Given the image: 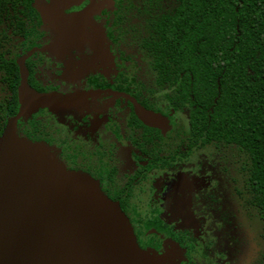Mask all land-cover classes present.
<instances>
[{
    "label": "flooded vegetation",
    "instance_id": "obj_1",
    "mask_svg": "<svg viewBox=\"0 0 264 264\" xmlns=\"http://www.w3.org/2000/svg\"><path fill=\"white\" fill-rule=\"evenodd\" d=\"M119 1L26 0L37 11L34 44L30 38L12 36L10 30L11 42L0 44V77L3 73L8 77V86L0 80V138L10 127L18 139L45 146L67 170L97 180L111 200L121 204L123 199L125 208L135 212L128 215L121 207L139 246L162 255L168 240L182 251L181 264H213L214 245L202 244L192 229L162 218L164 205L156 198V181L164 174H208L204 197L209 209L219 212L222 228L231 224L230 217L236 218L255 246L245 264L257 263L261 227L242 209L234 188L240 181L233 159L208 154L203 148L194 151L189 161H176L172 169L149 167L143 149L149 138L144 135H173L180 119L171 107L159 109L158 93L145 90L152 77L145 73L147 60L132 43L133 37L119 27ZM31 22L25 16V24ZM1 56L13 65L11 69L1 68ZM23 74L29 92L21 112ZM144 113L152 119H143ZM149 211L145 220L144 212ZM207 211L204 207L201 214ZM252 226L257 233L250 232ZM183 231L189 232V243L195 239L192 258L173 237Z\"/></svg>",
    "mask_w": 264,
    "mask_h": 264
},
{
    "label": "trees",
    "instance_id": "obj_2",
    "mask_svg": "<svg viewBox=\"0 0 264 264\" xmlns=\"http://www.w3.org/2000/svg\"><path fill=\"white\" fill-rule=\"evenodd\" d=\"M116 13L147 60L152 83L145 90L158 93L159 109L171 107L180 119L173 135H144L149 167L172 169L203 148L233 159L242 209L261 227L262 252L254 264H264V0H120ZM37 19L26 0H0V44L11 42L9 30L34 44ZM1 61V68L13 67ZM4 75L1 84L8 86ZM119 206L135 213L123 199ZM144 213L149 220L151 212ZM141 216L136 212L137 220ZM188 234L173 237L192 258L195 239L189 243Z\"/></svg>",
    "mask_w": 264,
    "mask_h": 264
},
{
    "label": "water",
    "instance_id": "obj_3",
    "mask_svg": "<svg viewBox=\"0 0 264 264\" xmlns=\"http://www.w3.org/2000/svg\"><path fill=\"white\" fill-rule=\"evenodd\" d=\"M28 89L23 74L21 112ZM0 139L15 146L16 160L0 180V264H165L139 246L129 219L96 180L67 170L10 127Z\"/></svg>",
    "mask_w": 264,
    "mask_h": 264
},
{
    "label": "rangeland",
    "instance_id": "obj_4",
    "mask_svg": "<svg viewBox=\"0 0 264 264\" xmlns=\"http://www.w3.org/2000/svg\"><path fill=\"white\" fill-rule=\"evenodd\" d=\"M14 147L6 146L3 139H0V180L10 176L9 171L13 170L16 164L15 157L12 156ZM4 161L12 163L5 165ZM18 169L23 171L21 167ZM209 184L208 174L195 177L187 172L175 176L164 174L159 177L155 189L156 198L164 205L162 218L168 223H175L179 228L192 229L202 244L212 243L213 264H245L254 252V243H251L249 235L237 226L235 217L229 218L231 224L226 227L219 226V212L214 208L209 209L208 198L204 197ZM220 190H225L228 196L226 188L221 187ZM204 207L208 211L201 214ZM250 232L257 233L255 226L251 227ZM164 247L165 252L158 256L166 259L165 264H181L184 261L182 251L172 242L164 241Z\"/></svg>",
    "mask_w": 264,
    "mask_h": 264
}]
</instances>
